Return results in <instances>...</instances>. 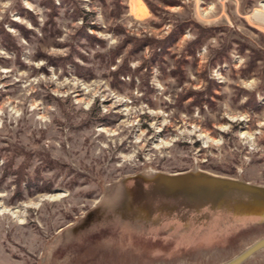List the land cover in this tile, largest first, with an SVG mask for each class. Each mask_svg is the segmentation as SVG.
I'll use <instances>...</instances> for the list:
<instances>
[{"label":"rangeland","instance_id":"rangeland-1","mask_svg":"<svg viewBox=\"0 0 264 264\" xmlns=\"http://www.w3.org/2000/svg\"><path fill=\"white\" fill-rule=\"evenodd\" d=\"M133 1L0 0V264H223L264 237V218L219 215L189 236L127 185L206 172L264 188V94L241 93L259 83L241 69L264 49V0H140L146 16ZM178 18L194 24L166 50L137 47ZM195 23L214 28L190 52ZM224 39L228 59L209 64ZM19 164L23 188L37 172L51 189L17 194Z\"/></svg>","mask_w":264,"mask_h":264},{"label":"trees","instance_id":"trees-1","mask_svg":"<svg viewBox=\"0 0 264 264\" xmlns=\"http://www.w3.org/2000/svg\"><path fill=\"white\" fill-rule=\"evenodd\" d=\"M53 10V9H52ZM54 12V10H53ZM193 23L192 19H179L178 23L173 28L172 32L169 33L165 39L159 40H145L140 41L137 47H141L143 44L145 45H156L161 48L162 51L166 50V46L173 44L179 34L184 30V25H190ZM194 24V23H193ZM192 24V25H193ZM196 35L192 41L188 43V48L190 52H193L196 48L204 42L205 37L207 34L209 35L214 27H205L199 26L195 23ZM199 26V27H198ZM235 33V32H234ZM258 36L264 38V33L257 31ZM234 40L231 39H224L221 43L220 47L217 49L212 50L210 55L209 64H216L220 61H226L228 59L227 51L229 50L230 44ZM237 41V39H236ZM264 41V39L262 40ZM248 55H245V64L242 67L241 71L251 74L250 71H255L259 78V83L255 87L253 91H246L243 90L241 93L246 96L245 104L252 106L256 105V92L259 91L264 94V49L263 45L252 44L250 47H246ZM151 59L156 60L159 57L158 53L153 52L151 54ZM173 72H176V69H173ZM208 89V88H207ZM206 89V90H207ZM205 90V92H206ZM205 92H195L194 97L201 100ZM212 92V90H211ZM210 92V93H211ZM23 153V152H20ZM24 154V153H23ZM52 161L50 158L46 157L45 161ZM23 166L19 164L17 166L16 171H14V175L18 181L16 193L20 196L22 195L23 189H27L29 193L37 192V190H50L51 184L45 181L42 182L39 173L34 172L30 174L28 181H25V187H22L23 182ZM38 171V170H37ZM40 182H42L40 184ZM141 184V185H140ZM129 189L131 190V202L132 205L139 208H144L145 210L155 211V212H165L163 213L162 217H169L168 219L175 220L178 224H183V222H188L187 226L179 227L182 233L187 234H194L195 232H201L204 228L207 227L209 223H212L214 220L215 215H219L218 217L227 218L228 220H245L246 218L250 219L251 221L261 222L264 217L259 215H245V214H238L233 212L226 204L221 206L211 208V204L213 203L214 199L217 196H221L225 201L235 202L237 200H248L250 195L247 193H243L237 189H229L227 191H207L204 187H200L193 196H190L183 192V190L179 191L175 195H166L164 192H158L153 188V182L151 181H144L141 178H133L131 181L127 182ZM36 187L37 190H33L32 188ZM140 187V188H139ZM147 189V190H146ZM150 191H149V190ZM144 190L146 191L144 194ZM15 193L13 194V197ZM18 196V195H16ZM238 221V222H239ZM242 223H239L241 225ZM184 227V228H183ZM189 234V236H191Z\"/></svg>","mask_w":264,"mask_h":264},{"label":"water","instance_id":"water-1","mask_svg":"<svg viewBox=\"0 0 264 264\" xmlns=\"http://www.w3.org/2000/svg\"><path fill=\"white\" fill-rule=\"evenodd\" d=\"M153 182L154 190L158 192H164L166 195H175L179 191L183 190L184 193L193 196L195 192L204 187L207 191H227L229 189H237L243 193L250 195L248 200H237L235 202L225 201L220 195L217 196L211 208H215L226 204L233 212L245 215H263L251 212L238 211L235 206H252L257 202H264V188L256 185L241 182L236 179H230L206 172H186V173H174L161 175L158 180H147ZM264 248V237L250 244L241 252L227 260L223 264H241L252 256L258 250Z\"/></svg>","mask_w":264,"mask_h":264},{"label":"bare ground","instance_id":"bare-ground-1","mask_svg":"<svg viewBox=\"0 0 264 264\" xmlns=\"http://www.w3.org/2000/svg\"><path fill=\"white\" fill-rule=\"evenodd\" d=\"M131 5V12L137 14V15H141V16H146L147 15V10L145 9V7L141 4L140 0H134L133 2L130 3ZM141 185V184H140ZM140 188V187H139ZM147 190V189H146ZM149 190V189H148ZM150 191V190H149ZM146 191L144 190L143 194L145 193ZM56 196H63V194H58ZM17 211H12L11 214L13 216H15L14 214L16 213Z\"/></svg>","mask_w":264,"mask_h":264}]
</instances>
